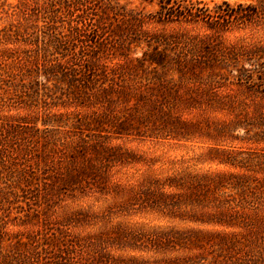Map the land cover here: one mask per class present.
<instances>
[{
  "label": "rangeland",
  "instance_id": "obj_1",
  "mask_svg": "<svg viewBox=\"0 0 264 264\" xmlns=\"http://www.w3.org/2000/svg\"><path fill=\"white\" fill-rule=\"evenodd\" d=\"M228 1L0 0V264H264V0Z\"/></svg>",
  "mask_w": 264,
  "mask_h": 264
},
{
  "label": "trees",
  "instance_id": "obj_2",
  "mask_svg": "<svg viewBox=\"0 0 264 264\" xmlns=\"http://www.w3.org/2000/svg\"><path fill=\"white\" fill-rule=\"evenodd\" d=\"M259 17V7L253 2L239 1L232 5L228 0L210 3L204 0H159L153 15L159 23L204 22L215 32H223L233 25L254 23Z\"/></svg>",
  "mask_w": 264,
  "mask_h": 264
}]
</instances>
